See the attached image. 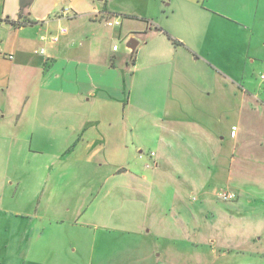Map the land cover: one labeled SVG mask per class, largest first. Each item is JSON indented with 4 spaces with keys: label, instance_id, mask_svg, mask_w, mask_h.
Wrapping results in <instances>:
<instances>
[{
    "label": "crops",
    "instance_id": "obj_1",
    "mask_svg": "<svg viewBox=\"0 0 264 264\" xmlns=\"http://www.w3.org/2000/svg\"><path fill=\"white\" fill-rule=\"evenodd\" d=\"M124 1L0 0V264H257L212 203L252 170L264 0Z\"/></svg>",
    "mask_w": 264,
    "mask_h": 264
},
{
    "label": "rangeland",
    "instance_id": "obj_2",
    "mask_svg": "<svg viewBox=\"0 0 264 264\" xmlns=\"http://www.w3.org/2000/svg\"><path fill=\"white\" fill-rule=\"evenodd\" d=\"M102 3L103 2L101 1V4ZM124 3V6L120 7H122V9L127 13L143 14L149 9L148 8L147 10H144L142 5H138L132 0H125ZM160 3L163 6V9H171L172 7L170 0H160ZM149 11L151 12L150 9ZM111 19H118L119 22H121L124 17L121 15H116L111 17ZM137 22H141V20H138ZM116 28L119 27L115 26L110 28V30ZM127 42V37L116 36L114 38L112 37L111 46L113 47L116 44V46L120 48L121 52L127 53ZM262 73H264V63L262 60H258L257 64L255 65L250 64L246 73V77H248L252 82L257 92H260V90L264 92V84H262L260 77ZM261 97L262 96H260V98ZM250 111L251 115L254 116L253 119L255 118V122L250 124L251 129H249L251 130V133L249 135L248 149L250 152L252 151L257 154L254 153V155L249 156L250 160L248 165L250 167L246 169L252 170L250 173H246L244 172V168L234 166L235 170L233 172V181H231L229 185H227V182H223L220 185L221 188H231V190L236 193V198L233 201L214 200L212 203L213 207L218 208L219 211H236L231 225H226L224 227H227L225 230L226 233L231 232L235 228L240 229L239 232L241 234L245 233L246 236L252 233L264 234V155L256 152L258 149H264V144L260 145V140L263 139L264 141V108L260 107V103H255L254 109L250 108ZM206 173L209 175L210 171ZM215 185L217 184H213V186ZM239 212L240 214H237ZM252 253L255 255L257 264H264L262 261L264 260V240L257 244L256 251Z\"/></svg>",
    "mask_w": 264,
    "mask_h": 264
},
{
    "label": "built area",
    "instance_id": "obj_3",
    "mask_svg": "<svg viewBox=\"0 0 264 264\" xmlns=\"http://www.w3.org/2000/svg\"><path fill=\"white\" fill-rule=\"evenodd\" d=\"M107 24L109 26H114L115 24H120L119 20H108ZM68 32L67 27L63 26L59 29V32L56 34H51L49 39L52 43H57L60 40L61 35H64ZM43 39H46L43 37ZM114 49L117 50L118 47L115 45ZM41 53H45V49H40ZM261 82L264 84V73L261 74ZM237 134V127H233L231 131V135L235 136ZM153 155L155 154L154 152L152 153ZM217 196L220 198L222 201H233L236 198V193L232 191L231 189L225 187V188H220L217 191Z\"/></svg>",
    "mask_w": 264,
    "mask_h": 264
},
{
    "label": "water",
    "instance_id": "obj_4",
    "mask_svg": "<svg viewBox=\"0 0 264 264\" xmlns=\"http://www.w3.org/2000/svg\"><path fill=\"white\" fill-rule=\"evenodd\" d=\"M33 1H34V0H25V2H24V4H23L22 7H25V6H28V5L32 4ZM137 44H138V42H137L136 39H131V40L128 42L127 46H128V48H130V49L134 52L135 49H136Z\"/></svg>",
    "mask_w": 264,
    "mask_h": 264
},
{
    "label": "trees",
    "instance_id": "obj_5",
    "mask_svg": "<svg viewBox=\"0 0 264 264\" xmlns=\"http://www.w3.org/2000/svg\"><path fill=\"white\" fill-rule=\"evenodd\" d=\"M27 6L23 7V9H25Z\"/></svg>",
    "mask_w": 264,
    "mask_h": 264
}]
</instances>
